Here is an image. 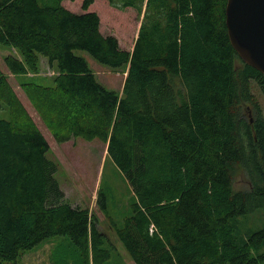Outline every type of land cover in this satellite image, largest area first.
Returning a JSON list of instances; mask_svg holds the SVG:
<instances>
[{"label":"trees","instance_id":"16d2710c","mask_svg":"<svg viewBox=\"0 0 264 264\" xmlns=\"http://www.w3.org/2000/svg\"><path fill=\"white\" fill-rule=\"evenodd\" d=\"M66 1L0 0V44L20 54L5 58L14 76L38 74L41 58L57 70L53 86L24 88L58 142L107 144L135 195L131 215L113 224L132 261L264 264V74L231 45L228 0H104L143 16L132 50L103 34L101 0H82L80 12ZM77 50L125 67L122 94ZM0 101L11 108L0 119V264L57 236L81 264H110V239L67 201L49 142L1 69Z\"/></svg>","mask_w":264,"mask_h":264},{"label":"rangeland","instance_id":"374dc122","mask_svg":"<svg viewBox=\"0 0 264 264\" xmlns=\"http://www.w3.org/2000/svg\"><path fill=\"white\" fill-rule=\"evenodd\" d=\"M81 1H66L64 6L72 11L80 12ZM100 5V0L98 7ZM102 15L103 34H114L124 47L132 50L143 16L136 11L121 12L109 7L108 2L101 0L99 9ZM76 54L83 57L89 64L100 84L106 89L122 94L127 77L125 67H111L99 62L88 51L77 50ZM14 55L20 58L17 50L0 44V69L8 76V81L18 96L23 108L35 122L50 145L48 158L57 165L55 178L58 180L66 199L74 206L88 208L97 219L99 230L110 239L113 258L110 264H135L129 253L118 240L113 224L122 225L131 215L135 195L124 175L108 157V146L100 139L84 140L73 138L67 142H58L39 111L30 100L24 85L38 83L53 86L57 70L49 66L47 59L41 58L38 74L14 76L5 63V58ZM259 97L264 116V95L256 92ZM251 115V113H250ZM11 117V108L0 101V119ZM237 181L236 189H245L247 183L239 168L234 171ZM106 196L107 209L102 211L100 197ZM75 246L65 237H53L42 242L33 250L19 258L20 264H81ZM79 261V262H78Z\"/></svg>","mask_w":264,"mask_h":264},{"label":"water","instance_id":"95a60500","mask_svg":"<svg viewBox=\"0 0 264 264\" xmlns=\"http://www.w3.org/2000/svg\"><path fill=\"white\" fill-rule=\"evenodd\" d=\"M226 26L241 59L264 74V0H228Z\"/></svg>","mask_w":264,"mask_h":264}]
</instances>
